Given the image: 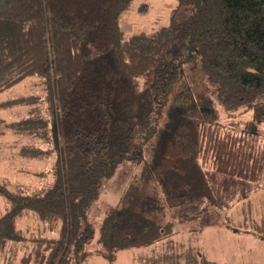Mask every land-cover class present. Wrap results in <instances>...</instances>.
<instances>
[{
  "label": "trees",
  "instance_id": "trees-1",
  "mask_svg": "<svg viewBox=\"0 0 264 264\" xmlns=\"http://www.w3.org/2000/svg\"><path fill=\"white\" fill-rule=\"evenodd\" d=\"M136 1L0 0V94L41 80L34 94L0 101L29 109L0 117V138L51 164L38 174L50 181L32 189L0 176V256L20 245L19 264H85L146 247L137 264H206L195 243L176 239L177 224L264 186V143L238 122L222 125L214 105L264 125V0H177L170 24L128 33V18L151 10ZM186 68L208 91L188 82L174 108ZM125 162L140 173L96 236L89 210ZM254 232L264 237V221Z\"/></svg>",
  "mask_w": 264,
  "mask_h": 264
},
{
  "label": "rangeland",
  "instance_id": "rangeland-1",
  "mask_svg": "<svg viewBox=\"0 0 264 264\" xmlns=\"http://www.w3.org/2000/svg\"><path fill=\"white\" fill-rule=\"evenodd\" d=\"M138 2H148L151 5L150 13L145 16H138L137 13H133L122 26L126 32L131 33L139 29L152 30L173 21L175 16L173 10L176 8L177 0H137L136 3ZM188 82H193V85L195 82L198 83L196 95L207 93L208 87L201 74L197 70L186 68L180 74L179 81L176 82L169 96V104L175 105L174 108L176 105H180L183 100L182 95L186 94L184 91L185 84L187 85ZM40 86V79H28L11 90L1 93L0 101L15 98V95L16 97L32 95L40 89ZM185 104V107L190 105L188 99L185 100ZM214 105L221 113L220 122L222 125L231 127L234 125L231 124L232 122H238L240 129L258 137V141L264 143V125L256 123L249 112L233 120L223 112L215 100ZM173 109H170L171 112L170 110L167 111L165 118V123L168 122L167 125L174 117ZM28 113V107L18 106L9 110H0V117L8 120H20ZM173 120L175 121V119ZM227 127L224 129H229ZM0 143H2V146L0 144L1 177L10 180L13 185L21 183L25 186L29 185L31 189L50 181L49 174L47 177L38 175L40 172L46 173L49 170L50 160L40 162L21 158L17 155V148L8 147V144L18 143L15 137L10 134L0 138ZM139 173L140 170L131 162H125L118 168L113 178L104 181L99 200L89 210V220L96 230V236L99 234L102 220L107 211L117 206L125 190H128L131 184H135V179ZM5 207L6 203L0 197V212H3ZM209 215L203 219L178 223L176 229L179 230V233L175 236L176 239L183 243L190 241L192 244L195 243L206 264H264V237L254 232V224L264 221V186L257 187L247 193V196L238 195L224 210ZM29 223L32 222L24 220L20 225L25 227ZM201 223L206 224L202 227L204 224L201 226ZM16 247L18 252L10 253L7 251L6 256H0V264H19L18 260L26 247L20 245ZM94 248V243H92L89 249ZM147 249L141 247L121 250L114 260L93 254L85 264H137V260L140 258H137L136 255L145 253Z\"/></svg>",
  "mask_w": 264,
  "mask_h": 264
}]
</instances>
